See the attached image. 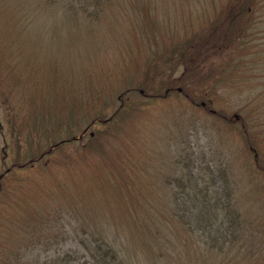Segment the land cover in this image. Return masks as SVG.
I'll use <instances>...</instances> for the list:
<instances>
[{
    "label": "rangeland",
    "instance_id": "1",
    "mask_svg": "<svg viewBox=\"0 0 264 264\" xmlns=\"http://www.w3.org/2000/svg\"><path fill=\"white\" fill-rule=\"evenodd\" d=\"M231 1L0 0V264H92L84 222L152 231L171 179L225 166L252 221L238 244L264 253V24L250 65L230 51L180 77Z\"/></svg>",
    "mask_w": 264,
    "mask_h": 264
},
{
    "label": "trees",
    "instance_id": "2",
    "mask_svg": "<svg viewBox=\"0 0 264 264\" xmlns=\"http://www.w3.org/2000/svg\"><path fill=\"white\" fill-rule=\"evenodd\" d=\"M77 1L83 5V0ZM90 1L94 5L103 3V0ZM263 1L232 0V4L222 12L225 18L223 24L227 29H217L220 26L217 23L216 28L213 27L209 34L204 35L202 41L192 42L189 50L190 54H193L192 58L184 60L185 68L180 77L191 76L196 72L195 69L204 63L203 60H210L215 54H224L228 57L227 52L230 51L231 54L238 56L236 65H242L243 68L250 65L252 59H248V55L252 54L255 57V54L249 53L252 47L249 43L253 41L254 34L262 30L260 25L264 24L263 20L255 18L256 15L264 16L260 11L264 8ZM82 9H85L84 5ZM85 11L89 12L87 9ZM232 25L234 29L230 31ZM211 69L213 70L212 67ZM225 79L228 78L225 77L223 80ZM233 80L238 81L237 77ZM250 82L240 83H245L249 87ZM236 85L239 87V83ZM236 85L225 88L232 89ZM251 87L254 90L257 88L253 85ZM169 89L171 87L166 88V93L170 91ZM199 93L202 95V90ZM196 94L197 92H193L186 97L192 98V95ZM232 116L233 120L239 118L236 114ZM222 169L221 175L211 181H205L198 173L191 175L189 170L185 178L183 175L174 179L171 177L169 184H173L172 188L178 190L171 202L164 205L154 204L155 207L159 206L160 210L158 213L154 211L149 218L155 223L152 231L143 224L136 232L125 237L120 235L117 237V234H112L105 228L89 229L87 222H84L88 231H83L79 249L85 250L92 264H264L263 252L261 254L257 252L258 250H249L248 246L244 248L238 244L248 240V236H253V234L245 236V227L252 221L244 217L249 207L242 208L235 198H231L233 188L229 182L228 169L226 166ZM217 179L222 183L217 184L216 181H219ZM192 185L194 188L197 187L198 191L194 194L190 192L189 195L188 188L190 189ZM253 251H256L257 255ZM76 252L78 250L73 251ZM67 256L68 254L61 256L59 264H71Z\"/></svg>",
    "mask_w": 264,
    "mask_h": 264
}]
</instances>
